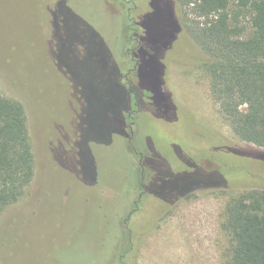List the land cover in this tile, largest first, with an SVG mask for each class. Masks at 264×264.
I'll return each mask as SVG.
<instances>
[{
    "label": "rangeland",
    "instance_id": "obj_1",
    "mask_svg": "<svg viewBox=\"0 0 264 264\" xmlns=\"http://www.w3.org/2000/svg\"><path fill=\"white\" fill-rule=\"evenodd\" d=\"M166 1L137 0L147 59L136 77L106 0H0V93L23 104L35 162L23 196L0 214V264H123L131 247L132 264H225V207L241 187H199L167 204L184 170L210 167L205 147L264 148L233 133L210 95L205 53L175 33L182 11ZM130 90L147 107L138 134L125 117ZM124 117L134 172L119 151Z\"/></svg>",
    "mask_w": 264,
    "mask_h": 264
},
{
    "label": "trees",
    "instance_id": "obj_2",
    "mask_svg": "<svg viewBox=\"0 0 264 264\" xmlns=\"http://www.w3.org/2000/svg\"><path fill=\"white\" fill-rule=\"evenodd\" d=\"M165 1L150 0L152 7L155 2H161L163 8L166 7ZM106 2L119 17L121 32L118 33L126 42L125 57L134 63L133 69L137 77L143 60L147 59L143 42L145 37L135 15L138 2L137 0ZM170 2L172 12L175 13L172 0ZM175 2L182 14L180 19L174 15V31L179 34L185 29L205 53L207 59L202 66L208 74L210 95L218 104L220 113L233 133L241 140L264 148V0H175ZM147 13L146 11L142 14V20L147 17ZM133 86L131 87H136ZM137 90L140 93V89ZM128 93L134 96L135 107L129 110L132 115L127 111L129 113H125V117L129 116L133 120L129 126L130 133L138 134V116L146 111L147 107L137 93L134 95L131 90ZM125 117L122 126L124 137L121 139L119 151L124 156L127 169L134 172L139 167V156L128 142ZM77 120L79 121V117ZM211 139L209 140L212 142ZM149 148V153L153 154L154 150L150 146ZM205 148L209 152L205 157V163H210V167L199 161V165L195 167L200 168L199 174L190 175V170H184L185 172L181 174L186 175L185 180L176 184L178 192L167 205L199 187L226 185L241 187V192L230 198L225 207L222 224L228 237V246L224 254L225 264H264V150L245 148L222 150L216 144ZM149 156L145 158L146 163ZM216 156L222 159L218 162ZM95 168L94 164L96 171ZM34 169V153L26 110L19 101L0 93V214L23 196L25 189L33 180ZM181 174L170 176L176 177ZM197 176L200 181L195 182ZM131 193H136L133 186L130 187L128 196ZM147 194L148 189L145 186L140 197V205L137 203L139 209L131 215L129 223H132L134 220L132 218L140 211ZM127 198L122 202L126 208ZM130 204L128 208H132ZM121 217L122 214L119 215V218ZM129 240L130 243L126 244L134 245L130 238ZM133 249L131 247L124 255L122 254L123 264H132Z\"/></svg>",
    "mask_w": 264,
    "mask_h": 264
},
{
    "label": "flooded vegetation",
    "instance_id": "obj_3",
    "mask_svg": "<svg viewBox=\"0 0 264 264\" xmlns=\"http://www.w3.org/2000/svg\"><path fill=\"white\" fill-rule=\"evenodd\" d=\"M144 191V190H143ZM143 191H141L140 192V194H139V197H138V201H140V197H141V195H142V193H143ZM135 201V203H134V208H131V210L128 212V219H130V217H131V215L135 212V211H137L138 209H139V206H138V201ZM129 238H130V236H129Z\"/></svg>",
    "mask_w": 264,
    "mask_h": 264
}]
</instances>
